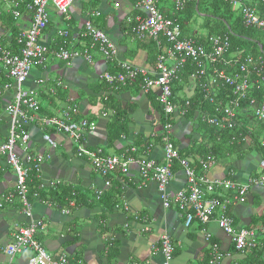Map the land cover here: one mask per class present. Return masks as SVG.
Here are the masks:
<instances>
[{
	"label": "crops",
	"instance_id": "1",
	"mask_svg": "<svg viewBox=\"0 0 264 264\" xmlns=\"http://www.w3.org/2000/svg\"><path fill=\"white\" fill-rule=\"evenodd\" d=\"M169 2L159 1V9L172 13L170 9L174 8L175 0ZM246 2L258 13L262 9L261 0ZM135 8L138 10L132 0H73L68 16L64 17L49 5L50 21L40 40L51 51L86 49L89 40L83 38L82 34L85 24L90 21L109 36L119 54L115 62L107 61L97 51L92 52V62L83 57L64 62L49 55L43 65L33 68L24 87L38 91L42 108L39 119L59 116L65 108L75 105L78 107L77 117L95 122L96 128L84 140V155L80 157L79 147L66 135L55 133L52 129L45 131L40 120L29 127L31 140L26 150L18 146L19 157L24 161L27 156L37 158L41 169L40 172L33 171L37 173L40 185L52 191L60 187L72 190L73 199L62 206L52 198H30L29 193L31 218L24 213L19 199L0 208V264H26L33 255L25 251L10 260L2 251L13 242L18 230L32 220H42L44 223L36 240L55 257L64 254L70 256L71 264H165V255L161 252V239L165 235L170 237L174 248L170 264H206L208 260L210 263L213 243H217L223 252L231 254L230 258L225 259V264H237L245 259V253L231 252L233 245L230 238L217 223L221 209L217 210L209 224L202 225L195 219L187 227L186 216L176 206L169 209L163 206L157 183L144 180L137 163L130 167L126 175L115 172L110 178L109 188L105 187V178L93 167L91 156L98 150L107 156L130 152L128 156L135 159L149 156L159 163L164 159L165 113H162L158 99L160 90L144 93L139 82L133 84L139 88L109 90L102 82L103 74L122 61L145 67L151 72L156 69L159 50H154L149 39H139L130 31L134 15H141L136 14ZM19 11L20 18L13 19L10 4L0 0V44L12 48V51L14 32L19 34L28 29L31 21L28 11ZM61 32H68L69 35L61 36ZM173 63V60H169L170 65ZM40 80L45 82L40 83ZM59 80L65 88L57 89L53 94L52 89ZM193 80L183 84V89L181 84L174 86L175 90L181 89L173 95L178 111L181 107L178 101L189 99L196 91L193 90L196 87ZM7 82L5 72L0 69V145L9 135L10 117L6 108L14 96L13 89L4 90L3 85ZM108 97L112 99L111 104L117 105L116 110L126 120L128 129L127 134L112 143L108 124L116 110L105 107L104 101ZM200 114L198 110L192 119L180 111L170 118L173 124L170 140L181 156L187 157L195 168H198L196 163L201 164L205 159L201 154L205 149L201 147L212 143L205 139V132L198 121ZM242 123L254 128L252 123L244 120ZM47 133L58 144L56 148L44 141L43 136ZM249 143L250 140L243 151L228 150L220 154L206 175L212 180H234L239 184L264 175L261 157L249 149ZM198 151L199 154H196ZM173 173L170 192L187 190V176L182 166L177 164ZM16 179L13 168L4 161V169L0 173V203L3 196L15 190ZM101 190L104 197L110 191L116 194L118 205L114 209L110 207L113 203L111 198L104 203L106 206L101 204L97 196ZM218 195L223 200H231L234 193L222 191ZM227 213L234 220L235 230L254 232L256 246L264 240V226L259 224V220H264V188H254L250 196L230 204ZM207 233L212 236L210 242L206 240Z\"/></svg>",
	"mask_w": 264,
	"mask_h": 264
},
{
	"label": "built area",
	"instance_id": "2",
	"mask_svg": "<svg viewBox=\"0 0 264 264\" xmlns=\"http://www.w3.org/2000/svg\"><path fill=\"white\" fill-rule=\"evenodd\" d=\"M5 1L10 4L13 18L18 20L21 16L19 11L21 0ZM189 1L175 0V11L183 10ZM225 1L239 9L247 27L264 30V15L248 5L246 0ZM72 4L73 0H32L28 6L31 15L30 26L20 32L17 37L18 52L15 53L0 44V69L5 72L8 80L3 88L14 90L13 101L6 108V113L10 117V129L8 138L0 145V173L6 161L13 168L17 178L15 190L3 196L0 208H3L5 204H13L16 199H19L24 213L30 218L32 217V206L28 200L30 193L28 183L33 169L40 172L41 163L33 156H27L24 161L17 152L18 146L27 149L31 140L29 127L40 120L45 131L52 129L55 133L66 135L79 147L80 157L84 155V140L88 133L96 128L95 122L77 117L78 107L75 105L65 108L59 116L39 119L38 115L42 108L38 100V91L24 87L33 68L43 65L49 55L64 62L77 57H83L86 61L92 62V52L97 51L107 61L115 62L119 54L117 46L109 36L90 21L85 24L82 34L83 38L89 40L86 49L51 51L41 42L40 38L50 21L49 5H52L59 14L67 17ZM137 8L141 15L131 20V23H136V28L132 32L139 39L154 41L160 48L156 69L151 72L145 67L122 61L116 64L118 71L103 74L102 82L112 90L132 86L135 82L140 83L144 93L155 89L160 90L159 103L167 117L164 126L166 132L164 159L162 163L149 156L135 159L128 156L130 152L120 156H107L98 150L91 156L93 167L105 178V187L109 188L110 178L115 172L126 175L130 167L137 163L141 168L142 178L157 183L163 206L167 209L176 206L186 216L187 227H190L195 219L202 225L209 224L217 210L221 209L217 223L230 238L236 251L244 252L253 249L256 247L254 232L246 229L235 230L234 220L228 215L227 209L230 204L250 196L254 188H264V175L252 177L243 184L234 180H212L206 172L216 164L217 159L213 156L203 160L201 162L202 173L197 172L189 160L180 159L179 150L171 142L170 132L173 124L170 118L180 111L186 114L181 107L178 111V106L173 100V83L190 62L196 70L192 78L199 81L204 98L215 104L216 115L204 119L210 126L223 130L234 129L237 127L238 118L244 117V114L254 115L253 117L258 121H264V101L260 102L256 96L264 92V58L230 55L231 44L226 36H212L207 45L198 44L194 39L183 38L179 22L167 17L159 9L158 0H140ZM60 35L67 37L69 33L61 32ZM228 54L229 57H227ZM169 60H173L174 63L170 65ZM39 82L44 83L45 80ZM63 88L65 85L59 80L52 92L56 94L57 89ZM225 100L227 103H224ZM244 102H248L251 108L246 109ZM43 139L52 148L58 145L48 133L43 136ZM176 161H179L185 170L188 189L172 193L169 186L174 175ZM222 191L234 193L231 200L221 199L218 194ZM103 194V190L98 191L99 200ZM43 225L42 220H32L28 225L21 227L15 234L13 242L2 249L3 253L13 260L25 251H30L33 255L29 257L26 264H71L70 256L64 254L55 257L36 240ZM211 238L212 236L207 233L206 240L210 242ZM161 246V252L166 258L165 264H170L174 248L168 235L162 237ZM230 257L231 254L223 252L217 243L211 244L209 264H225V259Z\"/></svg>",
	"mask_w": 264,
	"mask_h": 264
},
{
	"label": "trees",
	"instance_id": "3",
	"mask_svg": "<svg viewBox=\"0 0 264 264\" xmlns=\"http://www.w3.org/2000/svg\"><path fill=\"white\" fill-rule=\"evenodd\" d=\"M134 7H136L137 3L140 0H132ZM163 1V0H158ZM32 3V0H21L19 10H28V6ZM159 5V3H158ZM252 7V6H251ZM198 8V10H197ZM261 10L259 13L264 15V0H261ZM168 9V8H165ZM161 10V9H160ZM169 10V9H168ZM172 13L167 12L166 10H161L167 17L171 19H176L181 28H182V37L187 39H194L197 41L198 44L207 45V42L210 37L212 36H226L228 37L231 48L229 51L230 55H242V56H254V57H263L264 58V51L262 52L260 45L263 46L264 50V30H259L256 28H249L246 26L244 22L243 15L239 11L238 8L234 7L230 3L226 2L225 0H190L185 8L180 12L175 11L174 8L170 9ZM136 14H141L139 10L135 8ZM30 13V12H29ZM137 15H134L133 19L136 18ZM196 17H201L205 23V27L208 29V33L200 34L193 37V35L189 34L186 28L191 24V22ZM13 18V17H12ZM14 19V18H13ZM131 29L130 31L134 32L136 28V23L132 22L130 24ZM16 29V28H15ZM132 32V33H133ZM17 34L18 32H14L12 38V44L14 45L13 52H18V44H17ZM19 35V34H18ZM17 36V37H15ZM152 41V40H150ZM154 50L160 53V48L158 45L152 41ZM155 45V46H154ZM12 49V48H11ZM157 52V57L159 55ZM229 54L227 57H229ZM155 55V53H154ZM118 66L113 65L112 69L110 70L111 73H115L118 71ZM196 72L195 68L189 62L184 70H182L178 76L179 78L174 81L173 83V95L177 94L178 91L183 89V84L187 83L189 80L192 79V75ZM196 85V91L192 97L189 99H183L182 101H178L181 104V109L186 111V115L192 119H194L195 114L198 110L201 111L199 115L198 121L205 132V139L208 138L210 142L208 145H204L201 148H204L202 157L204 156L205 159L213 156L214 158H218V156L222 153L229 152L228 150H238L243 151L245 144L250 140L249 149L252 151H256L258 155L261 157L262 163L261 166L263 168L264 173V121H258L250 114H244V117L238 118L237 127L234 129H220L219 127L210 126L204 119L206 117H213L216 115L215 113V104L211 103L209 100H206L201 92L200 83L198 80H193ZM104 83V82H103ZM105 84V83H104ZM181 84V89H174V86ZM106 85V84H105ZM138 87V85H134ZM129 86L127 88L134 87ZM109 90H112L109 86L106 85ZM139 88V87H138ZM126 89V88H125ZM228 91V89H225ZM231 92L230 90L228 91ZM260 102L264 101V92L259 93L256 95ZM111 98L108 97L105 101V107L109 110H113L117 108V105L111 104ZM176 102V101H175ZM224 103H227L225 100ZM244 107L246 109H250L251 105L248 102H244ZM161 109V107H160ZM162 111V109H161ZM163 113V111H162ZM252 114V113H251ZM242 120L246 121L247 123H252L254 126L251 129L246 124L242 123ZM126 121V120H125ZM123 120V117L120 115L119 110H116V114L114 115L113 119L108 124V131H109V139L110 143L115 142L118 140L121 135L127 134V124ZM167 118L163 115V122L166 124ZM193 153V151H191ZM199 154L198 152H195ZM200 154V155H201ZM180 159H187V157H183L180 154ZM204 159V160H205ZM191 163V162H190ZM180 165L179 161H176V165ZM198 168H195L194 165L191 166L196 169L197 172L201 171V164L196 163ZM29 188H30V198H40V199H48L52 198L53 201L60 203L62 206L67 205L73 199V191L67 190L63 188H58L55 191L46 190L40 185V180L38 175L35 171L31 173L29 179ZM104 197V196H103ZM111 198L113 201L111 208H115L118 204L116 203V194L112 193L111 191L106 194V196L101 198V204L105 205L107 200ZM103 199V200H102ZM105 203V204H104ZM106 206V205H105ZM259 224L264 226V220H259ZM231 252L233 254L238 253H245V259L237 262V264H264V240L261 241L255 248L250 250H245L244 252H237L235 247L232 246ZM209 263V260L206 261V264Z\"/></svg>",
	"mask_w": 264,
	"mask_h": 264
},
{
	"label": "rangeland",
	"instance_id": "4",
	"mask_svg": "<svg viewBox=\"0 0 264 264\" xmlns=\"http://www.w3.org/2000/svg\"><path fill=\"white\" fill-rule=\"evenodd\" d=\"M167 1L169 4V0H163ZM205 21L201 17H196L194 20L191 22V24L186 28L187 32L193 37L197 36V33L200 34H205L208 33V29L204 25Z\"/></svg>",
	"mask_w": 264,
	"mask_h": 264
},
{
	"label": "water",
	"instance_id": "5",
	"mask_svg": "<svg viewBox=\"0 0 264 264\" xmlns=\"http://www.w3.org/2000/svg\"><path fill=\"white\" fill-rule=\"evenodd\" d=\"M197 10H198V8H197ZM260 48H261V50L263 52L264 50H263V46L262 45H260ZM195 89H196V87L193 88V90H195Z\"/></svg>",
	"mask_w": 264,
	"mask_h": 264
}]
</instances>
